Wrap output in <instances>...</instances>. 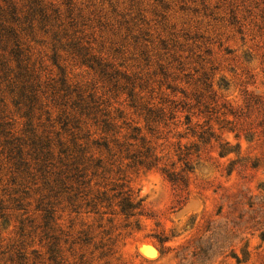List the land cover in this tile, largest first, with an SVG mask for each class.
I'll return each mask as SVG.
<instances>
[{
    "label": "rangeland",
    "instance_id": "374dc122",
    "mask_svg": "<svg viewBox=\"0 0 264 264\" xmlns=\"http://www.w3.org/2000/svg\"><path fill=\"white\" fill-rule=\"evenodd\" d=\"M48 1L63 17L69 10L95 54L128 78L108 81L64 56L61 64L68 80L94 88L109 100L112 116L122 113L118 126L125 122L138 129L160 159L156 168L138 172L124 168L125 161L119 175L116 163L105 183L104 190H109L110 183L125 177L134 200L142 201L144 216L126 220L105 209L100 211L104 215L59 212V231L52 234L59 239L62 261L57 260L61 264H264V145L262 140L248 143L249 138H235L231 125L221 122L233 121L223 114L241 107L248 95L264 97V0ZM45 65V74L57 75L50 62ZM130 92L142 98L135 109L129 106ZM149 114L161 120L147 122ZM14 118L15 130H23L24 121ZM209 127L233 151L239 147V154L221 159L216 143L210 144L214 148L202 145L198 136ZM125 134L129 131L123 129L121 135ZM194 145L200 147L198 158L189 150ZM186 153L191 155L185 157ZM89 154L104 163L109 159L102 149L91 147ZM171 169L184 170L186 188L168 181L165 170ZM4 174L0 170L4 208L0 264H12L10 259L20 249L28 264H53L48 261L41 214L34 211L37 197L23 201L31 203L24 211L13 210L2 196ZM22 220L25 227L20 232ZM85 233L87 243L77 240ZM161 237L166 241L159 244ZM106 248H111L109 254ZM143 248L148 253L143 255Z\"/></svg>",
    "mask_w": 264,
    "mask_h": 264
},
{
    "label": "trees",
    "instance_id": "16d2710c",
    "mask_svg": "<svg viewBox=\"0 0 264 264\" xmlns=\"http://www.w3.org/2000/svg\"><path fill=\"white\" fill-rule=\"evenodd\" d=\"M66 13L68 16L63 17L60 9L48 0H0V170L7 177L1 192L15 211H24L31 203L24 205L23 201L37 197L34 211L41 214L42 236L48 241V261L53 264L62 261L59 239L52 235L59 231L60 217L56 216L59 212L78 215L84 210L86 214L104 215L100 211L105 209L110 215L123 216L126 220L142 217V201L134 200L125 177L110 183L109 190H104L108 186L105 183L110 180L116 163V175H119L124 172L121 169L125 161L124 168L137 172L154 169L160 162L138 129L125 122L118 126L122 113L112 116L109 100L98 95L94 88L72 84L66 77L61 64L65 62L64 56L108 81L118 77L128 80L95 54L87 35L80 29L82 26L71 18L69 10ZM46 62L57 69L56 76L52 71L44 73L48 68ZM115 83L114 87L118 80ZM128 97L131 108L139 106L137 101L142 98L133 92ZM197 105L203 104L197 101ZM150 115L145 119L147 122L161 120ZM225 115L233 121L221 122L231 125L229 131L236 133L235 138H249L248 143L262 140L264 145V97L248 95L241 107L230 109ZM14 117L24 121L23 130H15ZM56 127L60 132H56ZM123 129L129 134L121 135ZM198 139L204 146L216 143L221 159L239 154V147L233 151L211 127L201 132ZM91 147L102 149L108 161L94 159L89 154ZM189 150L199 157V146H191ZM189 155L186 153L185 157ZM184 165L190 172L188 163ZM183 172L165 170V176L171 184L186 188L188 179ZM2 183L1 176L0 186ZM3 210L0 201V212ZM24 222H19L20 232L24 230ZM134 226H140L138 220ZM87 235L82 234L77 240L87 243ZM165 241L163 237L158 239L159 244ZM19 251L22 250L10 262L28 264ZM106 251L109 254L111 248Z\"/></svg>",
    "mask_w": 264,
    "mask_h": 264
},
{
    "label": "water",
    "instance_id": "95a60500",
    "mask_svg": "<svg viewBox=\"0 0 264 264\" xmlns=\"http://www.w3.org/2000/svg\"><path fill=\"white\" fill-rule=\"evenodd\" d=\"M141 253L144 255L146 253H148L144 248L141 250Z\"/></svg>",
    "mask_w": 264,
    "mask_h": 264
}]
</instances>
